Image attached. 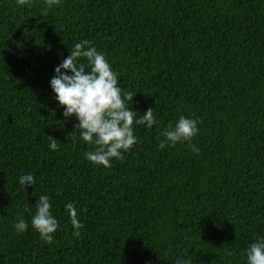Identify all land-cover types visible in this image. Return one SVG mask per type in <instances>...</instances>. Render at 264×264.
<instances>
[{
	"label": "trees",
	"instance_id": "obj_1",
	"mask_svg": "<svg viewBox=\"0 0 264 264\" xmlns=\"http://www.w3.org/2000/svg\"><path fill=\"white\" fill-rule=\"evenodd\" d=\"M84 40L137 118L157 120L134 122L137 143L110 167L86 158L97 146L50 83ZM181 116L198 134L162 150ZM29 173L36 185L22 186ZM40 195L58 221L51 244L31 224ZM261 238L264 0H0V264H247Z\"/></svg>",
	"mask_w": 264,
	"mask_h": 264
},
{
	"label": "clouds",
	"instance_id": "obj_2",
	"mask_svg": "<svg viewBox=\"0 0 264 264\" xmlns=\"http://www.w3.org/2000/svg\"><path fill=\"white\" fill-rule=\"evenodd\" d=\"M29 0H18L19 5H25ZM49 8L59 5L60 0H45ZM47 11V9H45ZM87 46V47H86ZM86 58L90 70L80 63ZM56 75L51 79V87L56 94L59 104L65 108L64 117L70 119L73 115L79 123L75 125L80 137L89 144H95L94 151L85 153L86 158L104 167L111 166V159L122 158V150L128 151L137 143L134 135L133 124L144 125L152 128L157 124L153 108L137 118L136 111L126 104L134 97L131 92L121 95L118 87L117 74L106 60L105 56L98 52L91 42L84 40L71 47V54L55 68ZM71 73V74H69ZM198 121L181 116L174 129L163 132L164 140L159 147L163 150L166 144L175 145L177 142H191L198 134ZM50 148L57 150L59 145L55 138L49 136ZM193 152H199L194 145ZM19 183L22 186L36 185L34 175L29 173L21 175ZM35 194V193H34ZM36 213L31 218L32 226L39 232L43 241L47 244L53 242V234L58 228V221L51 213L52 204L47 195H40L35 203ZM66 211L70 213L71 224L79 236V229L84 225L80 222L77 209L72 202L66 205ZM17 232L25 231L29 225L20 219L15 225ZM244 253H242L243 255ZM231 255V253H229ZM247 264H264V238L252 243L246 250ZM175 264H191L183 258H177Z\"/></svg>",
	"mask_w": 264,
	"mask_h": 264
}]
</instances>
